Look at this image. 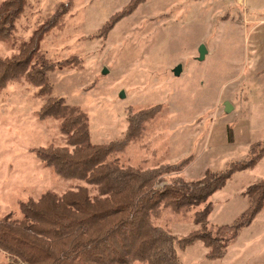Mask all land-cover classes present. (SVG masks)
I'll return each mask as SVG.
<instances>
[{
    "label": "rangeland",
    "instance_id": "obj_1",
    "mask_svg": "<svg viewBox=\"0 0 264 264\" xmlns=\"http://www.w3.org/2000/svg\"><path fill=\"white\" fill-rule=\"evenodd\" d=\"M130 1H27L18 21L20 40L29 39L63 3H71L41 45L50 59L76 57L83 68L50 72V96L88 114L95 145L123 138L130 109L162 105L147 123L145 138L120 155L124 166L187 161L171 175L197 182L207 172L246 161L252 146L264 143V0H146L107 37L100 36ZM202 46L207 53L199 60ZM17 52L18 47L0 41V59ZM178 66L182 71L177 76ZM37 92L25 79L0 90V220L18 216L22 200H37L47 191L62 194L82 184L56 176L34 153L67 144L58 120H38L49 96ZM226 103L233 107L229 113ZM263 181L264 157L213 194L208 227L229 240L226 256L209 260V249L199 241L177 249L181 264H264V209L236 238L231 228L250 206L245 192ZM156 224L178 238L201 228L190 214L169 211ZM8 261L0 252V263Z\"/></svg>",
    "mask_w": 264,
    "mask_h": 264
},
{
    "label": "trees",
    "instance_id": "obj_2",
    "mask_svg": "<svg viewBox=\"0 0 264 264\" xmlns=\"http://www.w3.org/2000/svg\"><path fill=\"white\" fill-rule=\"evenodd\" d=\"M28 0L0 3V41L18 52L0 59V90L23 79L38 88L37 96H49L37 112L39 121H59L66 136L64 147L49 145L34 150L42 165L56 176L82 184L62 194L43 193L37 200L19 202V215L11 213L0 220V252L8 263L0 264H181L177 249L203 242L209 260L223 259L229 240L215 236L208 222L213 212L210 198L236 173L253 169L264 157V143L252 146L246 161L232 163L225 171L207 172L205 179L187 182L180 175V164L156 167L124 166L120 155L142 141L147 123L161 110L157 105L141 111L130 109L123 138L109 144L91 142L88 114L64 98H52L49 73L83 68L79 58L50 59L42 50L46 34L59 24L71 3H63L55 16L27 40L18 36V21ZM146 0L130 3L100 30L107 37L125 17ZM95 190V193L92 192ZM245 194L249 208L232 225L233 238L249 227L264 209V181ZM191 215L201 228L178 238L156 224L165 212Z\"/></svg>",
    "mask_w": 264,
    "mask_h": 264
},
{
    "label": "water",
    "instance_id": "obj_3",
    "mask_svg": "<svg viewBox=\"0 0 264 264\" xmlns=\"http://www.w3.org/2000/svg\"><path fill=\"white\" fill-rule=\"evenodd\" d=\"M206 53H207V51H206L205 47L202 46L200 48V57H199V60H203L205 58ZM181 71H182V67L181 66H178L174 70V73H175V75L178 76V75H180ZM104 73H107V70H105ZM232 110H233V107L229 103H226L225 104V111L229 113Z\"/></svg>",
    "mask_w": 264,
    "mask_h": 264
}]
</instances>
